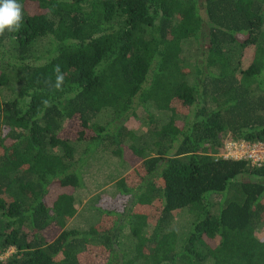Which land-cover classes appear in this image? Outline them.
Returning <instances> with one entry per match:
<instances>
[{"label":"trees","instance_id":"16d2710c","mask_svg":"<svg viewBox=\"0 0 264 264\" xmlns=\"http://www.w3.org/2000/svg\"><path fill=\"white\" fill-rule=\"evenodd\" d=\"M20 3L0 33V264H264V161L224 158L264 146V0ZM105 154L135 168L69 229Z\"/></svg>","mask_w":264,"mask_h":264},{"label":"rangeland","instance_id":"374dc122","mask_svg":"<svg viewBox=\"0 0 264 264\" xmlns=\"http://www.w3.org/2000/svg\"><path fill=\"white\" fill-rule=\"evenodd\" d=\"M201 41L202 43L204 42L203 39ZM187 45H188V48L189 47L191 48L194 45V42L187 41ZM253 54H254V49L252 47L251 48L246 47L243 49L240 48L239 50V57L242 59L243 63H246V64H248L251 61ZM194 81H195L194 78H190V84H194ZM10 93H11L10 89H5L3 95L8 97V94ZM136 124L138 128H134L135 130L133 131L135 133L137 132L138 134H141L144 131L145 127L142 124V122H137ZM229 142L230 141L226 142L225 144L227 145ZM134 168L135 166L128 167L126 166L125 163L118 161L112 155L105 154L101 160L100 165L84 170L83 176H82V187L75 192L76 205H77L76 208H77L78 214L73 218V220L69 224V229L75 228L79 230H83V229L87 230V228L92 224V223L86 224L87 220L84 216V213H82V210L84 206L87 204V202L88 201L91 202L90 204H87L86 206L89 208V206L93 205L94 199L99 193L106 192L114 184L116 179L126 175ZM109 192L112 193L113 191H108L107 193ZM210 200H212V203H213L212 211L215 210V207H218V205L222 206L221 203L225 202V200L221 197V195H213L210 198ZM227 202L228 201H226L224 204H226ZM216 213L217 212L214 211L213 215H216ZM187 218H188L187 212L182 213V215L175 218V221L173 222L172 227L173 228L180 227V226L185 227L187 223L186 222ZM55 234H56V231L53 229L52 230L50 229L47 231L46 236L48 238H53ZM263 234H264V227H261L258 230V236L263 235ZM11 252L12 251H9L3 257H0V258H6L9 254H11Z\"/></svg>","mask_w":264,"mask_h":264},{"label":"clouds","instance_id":"9594fccd","mask_svg":"<svg viewBox=\"0 0 264 264\" xmlns=\"http://www.w3.org/2000/svg\"><path fill=\"white\" fill-rule=\"evenodd\" d=\"M23 21L22 6L20 0H0V33L18 29ZM63 77L57 76V87L60 86Z\"/></svg>","mask_w":264,"mask_h":264},{"label":"built area","instance_id":"2783aa9c","mask_svg":"<svg viewBox=\"0 0 264 264\" xmlns=\"http://www.w3.org/2000/svg\"><path fill=\"white\" fill-rule=\"evenodd\" d=\"M224 158L245 159L250 161L252 165H257L264 161V146L231 142L226 145Z\"/></svg>","mask_w":264,"mask_h":264}]
</instances>
